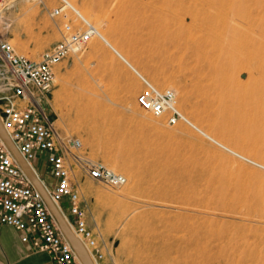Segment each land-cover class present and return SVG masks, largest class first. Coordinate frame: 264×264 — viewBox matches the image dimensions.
Returning <instances> with one entry per match:
<instances>
[{"label": "rangeland", "instance_id": "1", "mask_svg": "<svg viewBox=\"0 0 264 264\" xmlns=\"http://www.w3.org/2000/svg\"><path fill=\"white\" fill-rule=\"evenodd\" d=\"M71 1L155 85L174 89L178 108L197 126L264 163V67L241 43L234 49L242 29L226 39L206 34L209 0ZM5 5L0 39L17 52L38 59L62 38L38 0ZM253 8L264 18V4ZM258 28L252 33L260 36ZM131 69L93 37L57 65L49 95L57 126L128 178L110 188L78 172L88 226L107 244L98 264H189L182 250L188 237L224 261L248 254L247 264H264V169L142 108L143 87ZM39 156L40 175L49 178L44 152Z\"/></svg>", "mask_w": 264, "mask_h": 264}, {"label": "built area", "instance_id": "2", "mask_svg": "<svg viewBox=\"0 0 264 264\" xmlns=\"http://www.w3.org/2000/svg\"><path fill=\"white\" fill-rule=\"evenodd\" d=\"M0 1L8 5L14 0ZM38 2L58 24L62 38L45 49L38 59L17 52L9 41L0 39V118L19 153L36 174L40 173L39 152H44L49 178L40 175L41 181L71 229L98 263L104 258L101 247H107V244L88 226L78 172H84L110 188L126 185L128 178L101 159L91 156L79 136L64 132L57 126V120L51 113L49 95L56 86L57 65L70 54L87 47L93 37L104 38L71 0ZM113 50L141 79L143 88L137 100L142 108L166 117L169 124H188L237 158L264 169V163L207 134L178 108L174 89L158 88L116 49ZM3 224L19 230L22 240L32 243L35 249L49 251L56 264H83L44 194L35 187L0 136V225Z\"/></svg>", "mask_w": 264, "mask_h": 264}, {"label": "bare ground", "instance_id": "3", "mask_svg": "<svg viewBox=\"0 0 264 264\" xmlns=\"http://www.w3.org/2000/svg\"><path fill=\"white\" fill-rule=\"evenodd\" d=\"M197 1L200 2L203 0H197ZM204 1H206V0H204ZM209 1L210 2H207V3H211V5L208 4V7L203 8L204 9V11H203L204 21L202 23L206 24V26L204 25L206 27V29H205L206 34L209 33L210 35L212 34L215 38H225L226 39V37L229 35V33H232L233 37H235V35H237L239 33L240 29H242V31H244V34H243L244 37L241 41H237V43L234 44V49H237L238 45L241 43L240 50H246L247 56L257 59L258 62L261 64V66L264 67V18H260V16L258 17L256 15L257 11L255 13L254 8H253L254 5L260 6L261 4H264V0H209ZM181 2L182 1H180V3ZM0 3H1V1H0ZM193 3H195V1ZM201 3H200V5H201ZM179 5L180 4L177 5L176 9L180 8V7H178ZM205 5H206V3H205ZM196 6H198V4ZM201 6H203V5H201ZM190 7H192V6L190 5ZM257 9H259V8H257ZM195 10H198V9H195ZM260 13H262V11ZM219 15L221 16L222 19L224 18L225 23L221 24L220 18L218 19ZM258 15H262V14H258ZM226 18H228V22H227ZM162 19L164 21H166L165 19H167V18L162 17ZM194 19H195V21L198 20L196 17ZM95 26L97 27V29L102 34V36L104 38L103 40L106 43H108L112 48L116 49L131 65H133L136 69H138L126 56H124V54L121 52V50H119L110 41L109 37L103 32L101 27H99V25H97V24H95ZM201 27H202V25H201ZM254 27H259L261 29L262 33H260L261 34L260 36H257L255 33H252V31H254ZM258 29H257V32H258ZM257 34H259V33H257ZM255 85H257L256 81H255V83H253L252 86H255ZM250 89H252V88L250 87ZM246 90L248 92H254V91L249 90V89H246ZM249 97H251V96H249ZM253 97H255V96H253ZM0 123L4 129V132H5L4 136L9 139L8 131L5 128V126L3 125V123L1 122V120H0ZM204 131L206 132V130H204ZM206 133L209 134L208 132H206ZM209 135H211V134H209ZM13 149H14V152L17 155V157L22 160L21 154L19 153V151L16 148H13ZM37 176L41 180V176H40L39 172L37 173ZM72 233L75 235V237H76V239H78V241H80L82 244H84L83 241L80 239V237L74 233V231H72ZM186 240L189 242L187 243V245L182 250H184L186 257H187V261L189 262V264H247V262H248V259L246 258L248 256V254H245V256L241 255L237 259L233 258L232 260L224 261L221 256L216 257V256H212L211 254H209V251L206 248V246L200 245L199 244L200 242L193 240L192 237L191 238L188 237ZM86 249L89 252V249L87 247H86ZM89 254H90L91 258L93 259L94 263L98 264L90 252H89Z\"/></svg>", "mask_w": 264, "mask_h": 264}, {"label": "crops", "instance_id": "4", "mask_svg": "<svg viewBox=\"0 0 264 264\" xmlns=\"http://www.w3.org/2000/svg\"><path fill=\"white\" fill-rule=\"evenodd\" d=\"M135 76L143 83L137 74ZM0 264H56L49 251L37 250L22 240V233L10 225H0ZM103 264V263H102Z\"/></svg>", "mask_w": 264, "mask_h": 264}, {"label": "water", "instance_id": "5", "mask_svg": "<svg viewBox=\"0 0 264 264\" xmlns=\"http://www.w3.org/2000/svg\"><path fill=\"white\" fill-rule=\"evenodd\" d=\"M1 120V118H0ZM2 122V121H1ZM4 129L0 123V136L3 138V140L5 141V143L8 145V147L11 149V151L13 152V154L15 155V157L17 158V160L19 161V163L21 164L22 168L24 169V171L28 174V176L31 178L33 184L35 185V187L37 189H39L45 196V199L51 209V211L53 212V214L55 215L63 233L65 234V236L69 239V241L71 242L75 252L77 253L79 259L81 260V262L83 264H95L93 259L91 258L88 250L86 249L85 245L82 244L80 241H78V239H76L75 235L72 233V229L69 225V223L67 222L66 218L64 217V215L61 213V211L58 209L57 205L55 204V202L52 200L49 192L47 191V189L45 188L44 184L42 183V181L38 178L37 174L35 173V171L31 168V166L23 159V157L21 156L22 160L20 158L17 157V155L14 152L13 148L17 147L14 145L13 141L11 140L9 134V139L6 138L4 136ZM18 150V149H17Z\"/></svg>", "mask_w": 264, "mask_h": 264}]
</instances>
